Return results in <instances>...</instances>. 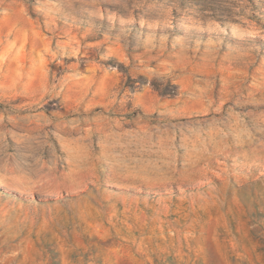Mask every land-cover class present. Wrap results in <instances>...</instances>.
I'll list each match as a JSON object with an SVG mask.
<instances>
[{
  "label": "rangeland",
  "instance_id": "1",
  "mask_svg": "<svg viewBox=\"0 0 264 264\" xmlns=\"http://www.w3.org/2000/svg\"><path fill=\"white\" fill-rule=\"evenodd\" d=\"M0 264H264V0H0Z\"/></svg>",
  "mask_w": 264,
  "mask_h": 264
}]
</instances>
